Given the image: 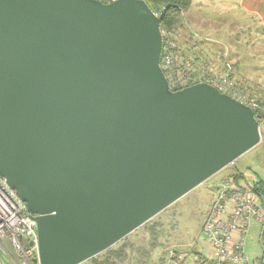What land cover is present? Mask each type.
<instances>
[{"label": "water", "instance_id": "water-1", "mask_svg": "<svg viewBox=\"0 0 264 264\" xmlns=\"http://www.w3.org/2000/svg\"><path fill=\"white\" fill-rule=\"evenodd\" d=\"M159 25L143 0H0V178L39 264L90 260L260 143L211 85L169 90Z\"/></svg>", "mask_w": 264, "mask_h": 264}, {"label": "built area", "instance_id": "built-area-1", "mask_svg": "<svg viewBox=\"0 0 264 264\" xmlns=\"http://www.w3.org/2000/svg\"><path fill=\"white\" fill-rule=\"evenodd\" d=\"M103 2V0H98ZM109 0L106 3L113 2ZM104 3V2H103ZM172 39L163 38L159 65L171 91L206 83L220 93L245 105L257 116L260 136L264 137V101L247 91L235 77L207 71L198 60L183 55ZM194 71H193V70ZM233 78V79H232ZM238 80V81H236ZM251 180L232 176L224 178L216 187L210 209L202 224L200 239L203 251L197 253L195 264H264V198L250 187ZM251 219L261 225L260 254L250 261L244 248ZM261 241V243H260ZM5 242L22 259V264H39L37 257L36 223L25 204L0 178V251ZM5 253V252H4ZM173 261H181L179 253H170ZM0 264H5L0 256Z\"/></svg>", "mask_w": 264, "mask_h": 264}, {"label": "rangeland", "instance_id": "rangeland-1", "mask_svg": "<svg viewBox=\"0 0 264 264\" xmlns=\"http://www.w3.org/2000/svg\"><path fill=\"white\" fill-rule=\"evenodd\" d=\"M236 23L234 20L225 19L224 28L226 30H239L238 33L241 34L242 40H245L249 55L255 56V53L251 51L260 45H256L255 37L250 35L253 33V31L249 30L251 21H239L240 29L235 28ZM177 31L178 29L164 35L165 38L172 39L175 42L177 50L187 56L186 48L187 50L189 49V55L191 57L194 56L196 60L208 57L205 56L204 58V55L197 50L198 43L205 40L200 41L194 32H192L193 35L191 36L181 32L178 34ZM255 32L258 33V29H255ZM224 40L226 41V38ZM186 43L193 51L187 46L183 47V44ZM182 49L185 51L183 52ZM225 49L227 50V48ZM219 54L220 57L218 59L221 58V62L214 66L209 63L206 64L207 71L220 76L227 75L229 69H223L222 66H219L222 65L225 59L224 54L226 53L220 52ZM208 59L211 60V57ZM205 62H207L206 59L200 63H204L203 65L205 66ZM253 64L256 63L253 62ZM251 70V73H247L248 83L241 82L242 80H239V82L243 83L247 91L256 94L264 101V68H252ZM228 77L231 78V76ZM263 162L264 137H261L260 143L236 159L234 165L223 168L111 248L97 255L95 257L96 262L102 264H169L172 262L182 264L186 255H196L203 251L200 239L202 224L210 209L216 187L224 178L231 177L235 170L241 172V175L248 180H264ZM260 229L261 225L251 219L244 248L250 261L257 258L260 254L258 243ZM5 246V253L0 251V256L5 264H22V259L12 248L11 243L5 242ZM120 250H122L121 254L117 253ZM172 251L174 254H181L183 259L179 262L173 261L170 256ZM82 264H93V262L86 261Z\"/></svg>", "mask_w": 264, "mask_h": 264}, {"label": "crops", "instance_id": "crops-1", "mask_svg": "<svg viewBox=\"0 0 264 264\" xmlns=\"http://www.w3.org/2000/svg\"><path fill=\"white\" fill-rule=\"evenodd\" d=\"M225 19L237 22L236 29H240L239 21H251L249 30L253 33L250 35L255 37L256 45H260L251 51L255 56L249 55L245 40H242L241 34L238 33L239 30L224 28ZM254 28L258 29V33ZM177 32L191 36L194 32L200 41L205 40L197 45V50L204 58L208 56L205 58L207 60L205 64L218 65L221 62V58L218 59L219 53H226L222 65L219 66L229 69V75L242 80L241 82L248 83L247 73H251L252 68H264V0H191L183 13L182 26ZM185 46L189 47L187 43L183 44V47ZM188 50L186 48L187 53ZM205 59L201 58L198 61L204 62ZM195 259V254L186 255L182 264H195Z\"/></svg>", "mask_w": 264, "mask_h": 264}, {"label": "trees", "instance_id": "trees-1", "mask_svg": "<svg viewBox=\"0 0 264 264\" xmlns=\"http://www.w3.org/2000/svg\"><path fill=\"white\" fill-rule=\"evenodd\" d=\"M109 0H103L106 3ZM150 10L160 19V32L162 38L165 34H168L176 29L181 28L183 23V13L189 7L191 0H143ZM264 166V162H263ZM231 176L237 180L243 178L241 172L234 171ZM251 189L261 198H264V180L253 179L250 184ZM121 251L117 253L121 254ZM96 257V256H95ZM91 258L90 262L97 263L96 258Z\"/></svg>", "mask_w": 264, "mask_h": 264}]
</instances>
